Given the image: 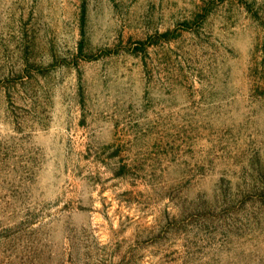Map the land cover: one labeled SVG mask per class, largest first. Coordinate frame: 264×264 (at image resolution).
Segmentation results:
<instances>
[{"label":"rangeland","instance_id":"374dc122","mask_svg":"<svg viewBox=\"0 0 264 264\" xmlns=\"http://www.w3.org/2000/svg\"><path fill=\"white\" fill-rule=\"evenodd\" d=\"M0 264H264V0H0Z\"/></svg>","mask_w":264,"mask_h":264}]
</instances>
